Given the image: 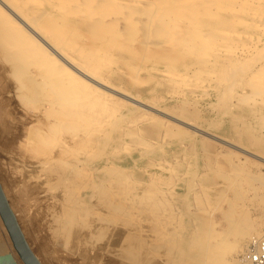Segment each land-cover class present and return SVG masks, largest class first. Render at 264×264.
<instances>
[{
	"label": "rangeland",
	"instance_id": "obj_1",
	"mask_svg": "<svg viewBox=\"0 0 264 264\" xmlns=\"http://www.w3.org/2000/svg\"><path fill=\"white\" fill-rule=\"evenodd\" d=\"M45 1L39 9L48 10L46 20L66 14L63 46L96 77L154 110L119 98L121 107L108 98L110 104L83 110L87 114L76 117L80 125L74 123L67 109L50 105L49 90L33 91L30 71L36 70L37 62L11 52L0 34V186L13 211H21L15 217L38 260L41 264H211L221 256L219 264H234L246 249L249 234L260 235L264 229V77L257 76L262 82L254 77L264 57L255 50L253 56L246 55V62V57L234 62L233 52L248 36L263 39L264 27L250 22L245 26L241 20H247L248 11L231 10L242 7L238 0H136L144 2L139 4L142 8L135 0ZM55 2L74 12L58 10L51 4ZM129 33L138 35L135 42ZM186 36L192 42L185 40L191 45L187 50L181 40ZM229 70L234 76L226 75ZM176 73L185 78L173 76ZM223 77L229 79L222 82ZM230 79L235 85L227 83ZM133 114L139 116L137 126L129 123ZM126 192L142 196L143 202L128 200ZM128 201H134L131 211ZM7 244L20 260L0 218V248Z\"/></svg>",
	"mask_w": 264,
	"mask_h": 264
},
{
	"label": "bare ground",
	"instance_id": "obj_2",
	"mask_svg": "<svg viewBox=\"0 0 264 264\" xmlns=\"http://www.w3.org/2000/svg\"><path fill=\"white\" fill-rule=\"evenodd\" d=\"M47 1V0H46ZM45 1V2H46ZM88 1V0H87ZM100 1V0H99ZM110 1V0H109ZM116 1V0H115ZM134 1V0H133ZM133 1L131 2V4L133 5ZM142 1V0H141ZM144 1V0H143ZM148 1V0H147ZM173 1V0H172ZM177 1V0H176ZM181 1V0H180ZM183 1V0H182ZM240 3L241 2H243V4H242V7H244L245 9H243L242 7H239V8H235V9H231V10H235V11H237V10H240L241 12H242V10H243V12L245 11H248V13H249V15H248V17H247V20H249V21H243V20H241L243 23H245V26H246V24L247 23H249V25L251 24V25H253L254 24V26L255 27H259V25H262V27H264V0H238ZM42 2H43V0H0V34L2 35V37H3V42H4V44H5V47H7V48H9L10 50H12L11 52H14V54H16L17 56H19V57H22V58H26V59H28V58H30V59H33V61H34V59H35V61H34V63L35 62H37V67L35 68L36 70L34 71H30V78H31V80H32V85L34 86L35 85V87L33 88V91H35L36 93H42L43 91H45L46 89V91H50V92H46V93H49V94H46V93H43V94H46V95H48V97L50 96V93L52 94L51 95V97L49 98V99H52L51 100V106L53 105V104H55V105H57V108H62V109H67V111H69V114H71V115H74V119H72V121L74 122V123H76V122H78V121H76L77 119H76V117L78 116V117H84L83 115L84 114H87V113H84L83 114V110L85 111H87V109L90 107V108H92L93 110H94V108L95 107H91V106H93V105H98V106H102V109H103V107H104V105L105 104H110V103H107V101H106V99H108L109 98V100L110 99H112V100H115V101H118L119 103L120 102H122V101H119L120 99H124V100H126L127 102H129V104H131L132 103V105L134 104V105H139V106H144V108L146 107L147 109L148 108H150V109H152V110H154L153 109V107H151V106H149V105H147V104H144L141 100H139L140 98H135V97H133V96H131V95H128V94H126V93H123V92H121V91H119V90H117L116 88H113L112 86H110V84L108 85V83L107 82H104V80H102L101 78H99V77H96L93 73H92V71H91V69L92 68H87L86 66H87V64H86V66H84L85 65V63H81L80 62V60H78L77 58L78 57H76V55H74V54H72V52H70L66 47H65V45L63 46V44H62V39H61V34H62V31L64 32V27H61L62 26V24L64 23L63 22V20L65 19V20H67V18L65 17V15L66 14H62V12H64L65 13V11L66 10H68V9H66V7H65V3H63V5H61V4H59V6H57L58 4H56V2L55 3H51L52 5H54V4H56V6H54L55 8H57L58 9V7H59V9H60V11H62V12H60L62 15H56L55 17H54V19H45L43 16H44V14L45 13H47V11L45 10V8H44V10L45 11H43V10H41V9H39V5L40 4H42ZM120 2H123V1H120ZM135 2H136V0H135ZM149 2V1H148ZM152 2H153V0H152ZM177 2H179V0L177 1ZM185 2V1H184ZM46 3H48V2H46ZM86 3H88V2H86ZM117 3V2H116ZM119 3V2H118ZM130 3V2H129ZM137 4H138V6L139 7H141L139 4H141V3H138V2H136ZM136 3H134V6L136 5ZM144 3V2H143ZM142 3V4H143ZM181 3V2H180ZM187 3V2H186ZM97 4V3H96ZM131 4H129L130 6H131ZM141 4V5H142ZM148 4V3H147ZM75 5V4H74ZM92 5V4H91ZM93 6V5H92ZM144 6V5H143ZM188 6V5H187ZM218 8H221V6H218V5H216ZM81 7H83V6H81ZM129 7V6H128ZM139 7H137V8H139ZM144 7H146V6H144ZM175 7V6H174ZM226 7V6H225ZM236 7V6H235ZM48 8V7H47ZM84 8V7H83ZM124 8V7H123ZM126 8V7H125ZM130 8H132V7H130ZM142 8V7H141ZM184 8V7H183ZM201 8V7H200ZM213 8V7H212ZM218 8H216V9H218ZM43 9V8H42ZM58 9V10H59ZM180 9V8H179ZM223 9V8H222ZM225 9H227V8H225ZM41 10V11H40ZM75 10V9H74ZM137 10V9H136ZM52 11V10H51ZM50 11V12H51ZM79 11V10H78ZM135 11V10H134ZM229 11V10H228ZM227 11V12H228ZM74 11L72 10V9H70V10H68L67 11V14H69V13H73ZM106 12V11H105ZM111 12V11H110ZM191 12V11H190ZM194 12V11H193ZM108 13V12H107ZM132 13V12H131ZM217 13V12H216ZM105 14V13H104ZM109 14V13H108ZM124 14V13H123ZM126 14V13H125ZM130 14V13H129ZM141 15V14H140ZM165 15V14H164ZM172 15V14H171ZM208 15V14H207ZM233 15V14H232ZM232 15H230V16H232ZM239 15V14H238ZM247 15V14H246ZM73 16V15H72ZM136 16V15H135ZM142 16V15H141ZM140 16V17H141ZM111 17V16H110ZM123 17V16H122ZM143 17V16H142ZM174 17V16H173ZM236 17H238V16H235V19H237ZM246 17V16H245ZM50 18V17H49ZM77 18V17H76ZM107 18V17H106ZM106 18L104 19V21H106ZM132 18V17H131ZM168 18V17H167ZM178 18H180V17H178ZM238 18H240V17H238ZM69 19V18H68ZM108 19V18H107ZM117 19H119V21H120V18H117ZM134 19V18H133ZM144 19V18H143ZM165 19H166V17H165ZM185 19V18H184ZM232 19V18H231ZM79 20V19H78ZM136 20V19H135ZM169 20V19H168ZM111 21V20H110ZM122 21V20H121ZM141 21V20H140ZM176 21V20H175ZM170 22H172V21H170ZM218 22V21H217ZM232 22V21H231ZM242 22H240V24L242 23ZM129 23V22H128ZM227 23V22H226ZM233 23H235V22H233ZM239 23V22H238ZM139 24V23H138ZM142 24V23H141ZM155 24V23H154ZM163 24V23H162ZM161 24V25H162ZM188 24V23H187ZM191 24V23H190ZM194 24H196V23H194ZM123 25V24H122ZM148 25V24H147ZM197 25V24H196ZM218 25H220V24H218ZM218 25H215V27L216 26H218ZM64 26H65V23H64ZM85 26V25H84ZM158 26V25H157ZM172 26H173V22H172ZM201 26V25H200ZM61 27V28H60ZM86 27V26H85ZM156 27V26H155ZM177 27V26H176ZM206 27V26H205ZM208 27H210L209 25H208ZM241 27V26H240ZM249 27V26H248ZM262 27H261V29H262ZM88 28V27H87ZM115 28V27H114ZM120 28V27H119ZM122 28H123V26H122ZM130 28V27H129ZM142 28V27H141ZM160 28V27H159ZM170 28V27H169ZM172 28V27H171ZM124 29V28H123ZM143 29V28H142ZM153 29H155V28H153ZM173 29V28H172ZM176 29H178V28H176ZM190 29H193V28H190ZM212 29V28H211ZM132 30V29H131ZM138 30V29H137ZM141 30V29H140ZM150 30V29H149ZM158 30V29H157ZM186 30H188V29H186ZM196 30V29H195ZM219 30V29H218ZM260 30V29H259ZM123 31V30H122ZM168 31V30H167ZM220 31V30H219ZM263 32H261V30H260V33H264V30H262ZM116 32V31H115ZM118 32H119V30H118ZM136 32H138V31H136ZM151 32H152V30H151ZM163 32V31H162ZM177 32V31H176ZM175 32V33H176ZM223 32V31H222ZM240 32H242V31H240ZM49 33H51V34H49ZM90 33V32H89ZM155 33V32H154ZM229 33V32H228ZM252 33V32H251ZM69 34V33H68ZM166 34V33H165ZM193 34V33H192ZM198 34V33H197ZM201 34V33H200ZM234 34V33H233ZM131 35H133V34H130L129 33V36L131 37ZM150 35H152V34H150ZM164 35V34H163ZM188 35H189V33H188ZM202 35V34H201ZM220 35V34H219ZM239 34H237V36H238ZM249 35V34H248ZM257 35V34H256ZM255 35V36H256ZM124 36H128V35H124ZM138 36V35H137ZM136 35L134 36L133 35V40H134V38H135V40H134V42L136 41V37H137ZM154 36V35H153ZM152 36V38H154ZM191 36V35H190ZM189 36V37H190ZM193 36V35H192ZM191 36V38H190V40L193 38V40H194V37H192ZM195 36V35H194ZM215 36V35H214ZM244 36H245V34H244ZM253 36V37H252ZM252 36H248L249 38H248V41L246 42L245 41V43H242V44H244V45H241V46H238V47H236L235 48V51L233 52V54L235 55V57L237 58V59H235L234 60V62L237 60V61H239V59H240V61H242L241 59H243L244 60V57H246L245 58V62H246V59H247V54L249 53V55L248 56H250V55H252V54H255V53H257V52H255V50L256 51H258V52H261L262 54H261V56H262V58L264 57V38L263 39H261L260 38V36H258L257 38L254 36V35H252ZM68 37V36H67ZM163 37V36H162ZM186 37H188V36H186ZM186 37L184 38V39H182L181 38V40H184V41H182L183 43L182 44H185V45H183L184 47H186V50H187V48H188V46H191V45H189L190 43H192V42H188L189 41V37H188V40L186 39ZM211 37V36H210ZM215 37H218L219 39H220V37L219 36H215ZM239 37V36H238ZM132 38H131V40H132ZM139 38V37H138ZM145 38V37H144ZM157 38V37H156ZM161 38V37H160ZM202 38V37H201ZM208 38V37H207ZM130 39V38H129ZM166 39V38H165ZM203 39V38H202ZM223 38H221L220 40H222ZM185 40L187 41V43H189L188 45H186L187 43L185 42ZM203 40H205V39H203ZM209 40H210V38H209ZM224 40V39H223ZM222 40V41H223ZM237 40V39H236ZM72 41V40H71ZM86 41V40H85ZM149 41V40H148ZM154 41V40H153ZM160 41H163V40H161L160 39ZM141 42H143L142 40H141ZM145 42V41H144ZM143 42V43H144ZM147 42V41H146ZM145 42V43H146ZM150 42H151V40H150ZM164 42V41H163ZM199 42H200V40H199ZM220 42V41H219ZM218 42V43H219ZM232 42V41H231ZM129 43V42H128ZM180 43H181V41H180ZM85 44V43H84ZM130 44H131V42H130ZM209 44V43H208ZM233 44H235V43H233ZM215 45V44H214ZM79 46V45H78ZM82 46H83V44H82ZM81 46V47H82ZM130 46V45H129ZM183 46H181V48L183 47ZM211 46H213V45H211ZM217 46H219V45H217ZM225 46V45H224ZM228 46V45H227ZM227 46L225 47V48H227ZM231 46H233V45H231ZM84 47V46H83ZM105 47V46H104ZM194 47V46H193ZM207 47V46H206ZM234 47V46H233ZM254 47H255V49H254ZM106 48V47H105ZM108 48H109V46H108ZM145 48V47H144ZM181 48H180V50H181ZM195 48V47H194ZM252 48L254 49V51L253 52H251L250 50H252ZM70 49V48H69ZM83 49V48H82ZM212 49V48H211ZM232 49V48H231ZM231 49H229V50H231ZM104 50V49H103ZM108 50V49H107ZM106 50V51H107ZM117 50H118V48H117ZM145 50V49H144ZM182 50H184L185 51V49H183L182 48ZM181 50V51H182ZM226 50H228V49H226ZM233 50V49H232ZM121 51H123V50H121ZM212 51H215V50H213L212 49ZM219 51V50H218ZM222 51V50H221ZM85 52V51H84ZM95 52V51H94ZM117 52V54L118 53H120L119 51H116ZM125 52V51H124ZM178 52V51H177ZM74 53V52H73ZM115 53V52H114ZM113 53V54H114ZM229 53V52H228ZM13 54V53H12ZM142 54V53H141ZM144 54V53H143ZM232 54V55H233ZM116 55V54H115ZM119 55V54H118ZM139 55V54H138ZM190 55V54H189ZM203 55V54H202ZM206 55V54H205ZM253 56V55H252ZM89 57V56H88ZM142 57H143V55H142ZM142 57L140 56V58H141V60H142ZM233 57V56H232ZM234 58V57H233ZM239 58V59H238ZM248 58H250V57H248ZM30 59H28V60H30ZM96 59V58H95ZM98 59V58H97ZM100 59H102V58H100ZM230 59V58H229ZM251 59V58H250ZM81 60H83L82 58H81ZM23 63H24V61H23V59L21 60ZM83 61H85V60H83ZM140 61V60H139ZM225 61H226V59H225ZM228 61H230V60H228ZM232 61V60H231ZM22 62H20V64H22ZM122 62V61H121ZM162 62H163V60H162ZM96 63V62H95ZM106 63V62H105ZM230 63V62H229ZM229 63H227L226 62V64L225 65H228L229 66ZM241 63V62H240ZM19 64V65H20ZM102 64V63H101ZM212 64V63H211ZM245 64V63H244ZM23 65V64H22ZM25 65V64H24ZM93 65V64H92ZM92 65H89L88 67H92ZM234 65H235V63H234ZM247 65V64H246ZM252 65H253V63H252ZM21 66V65H20ZM96 66V65H95ZM169 66V65H168ZM214 66H216V65H214ZM220 66V65H219ZM222 66V65H221ZM29 67V66H28ZM138 67V66H137ZM216 67H218V66H216ZM224 67H226V66H224ZM232 67H234V69H235V66H232ZM239 67H240V65H239ZM94 68V67H93ZM96 68V67H95ZM173 68V67H172ZM229 68V67H228ZM227 68V69H228ZM236 68H237V70H236V72L238 71V67L236 66ZM241 68V67H240ZM239 68V69H240ZM20 69V71H25L26 69H22V68H19ZM29 69V68H28ZM166 69V68H165ZM232 69V68H231ZM256 69H257V72H258V74H256L254 77H256L257 78V76L258 75H262L261 77H264V60H261V61H259V63H258V65H257V67H256ZM255 69V70H256ZM15 70V69H14ZM118 70H120V69H118ZM147 70V69H146ZM154 70V69H153ZM168 70V69H167ZM171 70H173V69H171ZM241 71H243L242 69H240ZM239 70V73L238 74H242V73H240L241 71ZM253 70V69H252ZM225 71V70H224ZM170 72H172V73H174V71H170ZM207 72V71H206ZM221 72V71H220ZM229 72H230V70H229ZM228 72V73H229ZM253 72V71H252ZM161 73H163V72H161ZM165 73V72H164ZM204 73H205V71H204ZM209 73H211V72H209ZM226 74V75H230L231 73H233V70H232V72H230L229 74ZM22 74V73H21ZM133 74V73H132ZM168 74V73H167ZM171 74V73H170ZM177 74H180L181 75V73H176V74H174L173 76H177ZM214 74L215 73H213V75L212 76H214ZM237 74V73H236ZM247 74V73H246ZM253 74H255V73H253ZM28 75H29V72H28ZM169 75V74H168ZM202 75V74H201ZM204 75V74H203ZM220 75V74H219ZM245 75V74H244ZM249 75H250V73H249ZM119 76V75H118ZM134 76V75H133ZM172 76V75H171ZM194 76V75H193ZM216 76V75H215ZM218 76V75H217ZM231 76H232V74H231ZM233 76H234V73H233ZM241 76V75H240ZM246 76V75H245ZM251 76V79H252V75H250ZM250 76H249V79L248 78H246V79H248V80H250ZM259 76V77H260ZM112 77V76H111ZM147 77V76H146ZM181 78H182V75L180 76ZM179 77V78H180ZM209 77V76H208ZM211 77V76H210ZM236 77V76H235ZM244 77V76H243ZM248 77V76H247ZM253 77V78H254ZM258 77V78H259ZM257 78V81L258 80H262V78ZM141 78H142V76H141ZM144 78V77H143ZM185 78V77H184ZM184 78H182V79H184ZM239 78H241V77H239ZM111 79V78H110ZM135 79V78H134ZM146 79V78H145ZM197 79V78H196ZM213 79V78H212ZM215 79V78H214ZM218 79V78H217ZM227 79H229V78H226L225 80H224V77H223V80H221L222 82L223 81H226ZM233 79V78H232ZM26 80V79H25ZM112 80V79H111ZM144 80V79H143ZM194 80V79H193ZM209 80V79H208ZM231 80V79H230ZM227 81V83H233L234 81ZM240 80V79H239ZM239 80H237V81H239ZM243 80V79H242ZM245 80V79H244ZM260 80V81H261ZM136 81V80H135ZM139 81V80H138ZM185 81V80H184ZM189 81H191V80H189ZM219 81H220V79H219ZM256 81V80H255ZM255 81L254 82H252L251 81V85L253 84V83H255ZM27 82V81H26ZM173 82H175V81H173ZM180 82V81H179ZM192 82V81H191ZM205 82H207V81H205ZM245 82H246V80H245ZM259 82V81H258ZM262 82V81H261ZM260 82V83H261ZM137 83V82H136ZM141 83V82H140ZM176 83V82H175ZM201 83V82H200ZM248 83V82H247ZM257 83V82H256ZM255 83V84H256ZM27 84V83H26ZM25 84V85H26ZM116 84V83H115ZM179 84V83H178ZM225 84V83H224ZM234 84V83H233ZM259 84V83H258ZM263 84V83H262ZM180 85V84H179ZM235 85V84H234ZM240 85H241V81H240ZM117 86V85H116ZM124 86V85H123ZM184 86V85H183ZM199 86V85H198ZM202 86V85H201ZM231 86V85H230ZM233 86V85H232ZM242 86V85H241ZM152 87H154V86H152ZM179 87V86H178ZM190 87V86H189ZM200 87V86H199ZM203 87V86H202ZM202 87H201V89H202ZM198 88V87H197ZM205 88V86L203 87V89ZM232 88V87H231ZM247 88V87H246ZM251 88V87H250ZM30 89V88H29ZM119 89V88H118ZM142 89V88H141ZM172 89V88H171ZM206 89V88H205ZM174 90V89H173ZM33 91H32V93H33ZM126 92H127V90H125ZM175 91V90H174ZM180 91V90H179ZM203 91V90H202ZM234 91V90H233ZM153 92V91H152ZM182 92V91H181ZM207 92H209V91H207ZM207 92H206V94H207ZM30 93V92H29ZM158 93V92H157ZM167 93V92H166ZM169 93V92H168ZM34 94V93H33ZM130 94V93H129ZM150 94V93H149ZM177 94V93H176ZM180 94V93H179ZM202 94H203V92H202ZM205 94V93H204ZM205 94V95H206ZM37 95H39V94H37ZM152 95V94H151ZM169 95V94H168ZM181 95H182V93H181ZM193 95V94H192ZM197 95V94H196ZM31 96V95H30ZM43 96V95H42ZM176 96V95H175ZM199 96H201V95H199ZM208 96V95H207ZM253 96V95H252ZM28 97V96H27ZM118 97V98H117ZM150 97V96H149ZM156 97H158V96H156ZM161 97H162V94H161ZM181 97V96H180ZM191 97V96H190ZM193 97V96H192ZM197 97V96H196ZM30 98V97H29ZM120 98V99H119ZM186 98V97H185ZM46 99H47V97H46ZM49 99H48V101H49ZM117 99H119V100H117ZM151 99V98H150ZM189 99H191V98H189ZM31 100V99H30ZM123 100V101H124ZM145 100H147V99H145ZM152 100V99H151ZM155 100H157V98L155 99ZM161 100V99H160ZM115 101H113L114 103H115ZM191 102H193L192 100H190ZM201 101V100H200ZM113 102H111V103H113ZM117 102V103H118ZM148 102V101H147ZM123 103V102H122ZM196 103H197V101H196ZM125 104V103H124ZM119 106H121V103H120V105ZM129 106H131V105H129ZM162 106V108L163 109H165L164 108V106L163 105H161ZM53 107H54V105H53ZM122 107V106H121ZM160 107V106H159ZM110 108H111V106H110ZM137 108V107H136ZM138 108H140V107H138ZM92 109H91V112H93L92 111ZM129 109V108H128ZM150 109H148V110H150ZM58 110V109H57ZM95 110H96V108H95ZM100 110V109H99ZM110 110H112V108L110 109ZM109 110V113H111V111ZM132 110V109H131ZM130 110V111H131ZM143 110V109H142ZM159 110V109H158ZM108 111V110H107ZM113 111V110H112ZM137 111V110H136ZM140 111V110H139ZM125 112H129V111H125ZM124 112V113H125ZM138 112V111H137ZM136 112V113H137ZM163 112H168V111H163ZM90 113V112H89ZM88 113V114H89ZM98 113V112H97ZM105 113V112H104ZM108 113V112H107ZM115 113H117V112H115ZM131 113V112H130ZM132 113H133V111H132ZM131 113V114H132ZM135 113V112H134ZM140 113V112H139ZM150 113V112H149ZM147 114V111H146V114L147 115H150V114ZM54 114V113H53ZM91 115H92V113H90ZM95 113H93V115H94ZM106 114V113H105ZM120 115H121V117L122 116H124V115H122L123 114V112L122 113H119ZM138 114V113H137ZM143 114H144V110H143ZM158 114V113H157ZM58 115V114H57ZM71 115L69 116V117H71ZM89 116V118L90 119H92V117L93 116ZM126 115V114H125ZM139 115V114H138ZM138 115H136L137 117L136 118H134L135 117V115L133 114V119L132 120H130L129 121V123H130V125L131 126H134V125H138V122H139V116ZM165 115V114H164ZM173 115V114H172ZM51 116V115H50ZM49 116V117H50ZM54 117L53 118H55L56 116H55V114L53 115ZM109 116H112V114H110ZM115 116V115H114ZM153 116V115H152ZM161 116H162V114H161ZM166 116H168V117H170V119H173V120H177V119H175L173 116H169L168 115V113L166 114ZM175 116V115H174ZM105 117H107V116H105ZM117 117H118V115H117ZM119 118V119H122V118ZM159 117V116H158ZM165 117V116H164ZM167 117V118H168ZM175 117H177V116H175ZM71 118H73V117H71ZM100 118V117H99ZM98 118V119H99ZM107 118H109V117H107ZM131 118H132V116H131ZM130 118V119H131ZM153 118V117H152ZM56 119H58V118H55L54 120L56 121ZM82 119V118H81ZM85 119V118H84ZM103 119V118H102ZM105 119L106 118H104V122H105ZM139 119V120H138ZM158 119H162V118H158ZM53 120V121H54ZM65 120V119H64ZM83 120V119H82ZM117 120V119H116ZM138 120V121H137ZM148 120V119H147ZM149 120H150V118H149ZM172 120V121H173ZM58 121V120H57ZM71 121V119L69 118L68 119V122H70ZM72 121L70 122L71 124H72ZM76 121V122H75ZM95 121H96V119H95ZM95 121L93 120V122L95 123ZM99 121H100V119H99ZM108 120H106V122H107ZM144 121V120H143ZM178 121H180L181 122V120H179L178 119ZM79 122H81L80 120H79ZM78 122V123H79ZM101 122V121H100ZM105 122V123H106ZM127 122V121H126ZM162 122H163V120H162ZM164 122H165V120H164ZM183 122V121H182ZM185 122V121H184ZM59 123V122H58ZM77 123V124H78ZM83 123V122H82ZM82 123H81V125H82ZM87 124V122H84L83 124ZM89 123H92V120H91V122H89ZM97 123H99L98 121H97ZM108 123H109V121H108ZM116 123H117V121H116ZM167 123V122H166ZM177 123V122H176ZM189 123V122H188ZM55 124V123H54ZM185 124V123H184ZM75 125V124H74ZM79 125H80V123H79ZM78 125V126H79ZM91 125H93V124H91ZM97 125V124H96ZM95 125V126H96ZM124 125V124H123ZM129 125V124H128ZM193 125V124H192ZM57 127H59L58 125H56ZM77 126V127H78ZM83 126V125H82ZM99 126H100V124H99ZM135 126V127H136ZM54 127H55V125H54ZM73 127V126H72ZM86 127V126H85ZM88 127H90V126H87V128ZM128 127V126H127ZM192 128H194V130H197V131H199V132H203V131H201V129H199V128H197V127H192ZM54 129H56V128H54ZM186 129V128H185ZM91 130V129H90ZM93 130V129H92ZM188 130H189V126H188ZM191 130H193V129H191ZM193 130V131H194ZM84 131H86V129L84 130ZM89 131V130H88ZM87 132V131H86ZM129 133H130V131H128ZM133 132V131H132ZM138 132V131H137ZM208 132V131H207ZM207 132H205V133H207ZM88 133V132H87ZM160 133V132H159ZM204 133V132H203ZM200 134H202V133H200ZM131 135L133 136V134L131 133ZM193 135V134H192ZM208 135H210V134H208ZM194 136V135H193ZM205 136H207L206 134H205ZM215 136V135H214ZM163 138V137H162ZM161 138V139H162ZM219 138V137H218ZM57 139V138H56ZM117 139V138H116ZM150 140V139H149ZM162 142H163V140H161ZM183 141V140H182ZM56 142V141H55ZM139 142V141H138ZM152 143H156V142H153V140H152ZM159 143H161V142H159ZM169 143V142H168ZM78 144V143H77ZM127 144V143H126ZM140 144V143H139ZM230 144V143H229ZM134 145H136V144H134ZM232 146V145H231ZM234 146V145H233ZM82 147V146H81ZM122 147V146H121ZM125 147V146H124ZM143 147H145V146H143ZM147 147V146H146ZM76 150V149H75ZM119 150V149H118ZM121 150V149H120ZM123 150H126V149H124L123 148ZM114 151V150H113ZM116 151V150H115ZM127 151V150H126ZM151 151V150H150ZM74 152V151H73ZM149 152V151H148ZM90 153V152H89ZM111 153V152H110ZM63 157V156H62ZM69 157V156H68ZM261 158V157H260ZM93 160V159H92ZM159 161V160H158ZM160 162V161H159ZM164 163V162H163ZM168 163V162H167ZM188 163V162H187ZM70 164V163H69ZM108 164V163H107ZM110 165H111V163H109ZM154 164H155V162H154ZM159 164V163H158ZM162 164V163H161ZM148 165V164H147ZM157 165V164H156ZM155 165V166H156ZM114 166V165H113ZM149 166V165H148ZM154 166V165H153ZM160 166V165H159ZM158 165H157V167H159ZM84 168V167H83ZM161 168H163V166L161 167ZM119 169V168H118ZM121 169V168H120ZM165 169V168H164ZM123 170H124V168H123ZM144 170V169H143ZM150 170V169H149ZM87 171V170H86ZM121 171V170H120ZM127 171V170H126ZM129 171V170H128ZM120 174V173H119ZM124 174V173H123ZM90 175V174H89ZM125 175V174H124ZM129 175V174H128ZM127 175V176H128ZM123 176V175H122ZM120 176L121 178H123V177H125V176ZM109 177V176H108ZM88 178V177H87ZM86 178V179H87ZM130 178V177H129ZM128 178V179H129ZM84 179H85V177H84ZM108 179V178H107ZM109 179H110V177H109ZM118 179V178H117ZM116 178L115 179H112V180H117ZM125 179H127L126 177H125ZM152 179V178H151ZM122 180V179H121ZM120 180V181H121ZM153 180V179H152ZM78 181V180H77ZM109 181V180H108ZM108 181H106V182H108ZM120 181H117V182H119L120 183ZM124 181V180H123ZM127 183V182H126ZM129 183V182H128ZM127 183V184H128ZM133 183V182H132ZM132 183H130V184H132ZM136 183V182H135ZM139 183V182H138ZM146 184H147V182H145ZM148 183H150V182H148ZM78 184V183H77ZM80 184V183H79ZM102 184V183H101ZM117 184V183H116ZM154 185V183L152 182V183H150V185L151 186H153ZM149 185V184H148ZM156 185H158V184H156ZM155 185V186H156ZM108 186V185H107ZM107 186H105V187H107ZM115 186V185H114ZM117 186V185H116ZM128 186H131L132 187V185H127L126 187H128ZM165 186V185H164ZM126 187H124V188H126ZM137 187V186H136ZM157 187V186H156ZM166 187V186H165ZM117 188H122V187H120V185L117 187ZM123 188V189H124ZM130 188V187H129ZM169 188V187H168ZM133 190H134V192H135V190L136 189H134V188H132ZM161 189H163V188H161ZM75 190V189H74ZM115 190H118V189H115ZM114 190V191H115ZM120 190H122V189H120ZM119 190V191H120ZM73 191V190H72ZM113 191V192H114ZM128 191V190H127ZM116 192H118V191H116ZM164 192H166V190L164 189ZM131 192H129V194H130ZM75 194V193H74ZM116 194V193H115ZM122 194V193H121ZM123 194H124V192H123ZM126 195L125 196H127V195H129L128 194V192H126L125 193ZM75 196V195H74ZM136 196V195H135ZM147 196V195H146ZM149 196V195H148ZM117 197V196H116ZM129 197H131V198H129ZM129 197H127V198H129L128 200H132V197L133 198H135L136 200H138V199H140L141 198V201H142V196H138L137 195V197H134V195H129ZM144 197V196H143ZM152 197V196H151ZM148 198V197H147ZM150 198V197H149ZM127 200V199H126ZM8 201V200H7ZM140 201V202H141ZM138 202V201H137ZM143 202V201H142ZM9 203V202H8ZM124 203V202H123ZM131 203V202H130ZM130 203H129V201H128V208L130 209V207H131V205L132 204H134V201H133V203H131V205H130ZM136 203V202H135ZM139 203V202H138ZM127 204V203H126ZM137 204V203H136ZM145 204V203H144ZM147 204V203H146ZM142 205V204H141ZM140 205V206H141ZM9 206H10V204H9ZM11 207V206H10ZM133 207L135 208V206L133 205ZM143 207V206H142ZM126 208V207H125ZM138 208H139V206H138ZM12 209V208H11ZM132 209V208H131ZM131 209H130V211H131ZM133 210V209H132ZM12 211H13V209H12ZM19 212H21V211H13V213H14V215L16 214V215H18L19 214ZM132 214H133V212H132ZM173 214V213H172ZM136 215H137V213H136ZM168 215V214H167ZM164 216V215H163ZM169 216V215H168ZM174 217V216H173ZM152 218V217H151ZM158 218V217H157ZM156 218V219H157ZM133 219V218H132ZM151 220H153V219H151ZM177 222V221H176ZM179 224H180V222H179ZM255 232V233H254ZM253 233H250L249 234V237H248V239L249 238H254V237H256V236H259V234L257 233V231H254ZM9 235V234H8ZM11 240V239H10ZM236 242V241H235ZM12 243V242H11ZM7 246V247H6ZM3 245L1 248H0V254H4V253H11L12 255H13V257L15 258V260H16V262L18 263V264H21L19 261L20 260H18V258L16 257V255H15V253H14V251L11 249V247L9 246V244H7V245ZM221 257V256H220ZM220 257H216L214 260H211V264H219V261H220ZM205 262V261H204ZM204 264V263H203Z\"/></svg>",
	"mask_w": 264,
	"mask_h": 264
},
{
	"label": "water",
	"instance_id": "obj_3",
	"mask_svg": "<svg viewBox=\"0 0 264 264\" xmlns=\"http://www.w3.org/2000/svg\"><path fill=\"white\" fill-rule=\"evenodd\" d=\"M0 218L12 245L23 264H41L33 253L19 227L17 219L0 186ZM0 264H18L11 253L0 254Z\"/></svg>",
	"mask_w": 264,
	"mask_h": 264
},
{
	"label": "built area",
	"instance_id": "obj_4",
	"mask_svg": "<svg viewBox=\"0 0 264 264\" xmlns=\"http://www.w3.org/2000/svg\"><path fill=\"white\" fill-rule=\"evenodd\" d=\"M234 264H264V229L259 236L250 239Z\"/></svg>",
	"mask_w": 264,
	"mask_h": 264
}]
</instances>
